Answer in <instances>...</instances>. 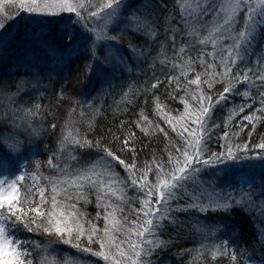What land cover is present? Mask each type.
I'll list each match as a JSON object with an SVG mask.
<instances>
[{
    "label": "snow or ice",
    "instance_id": "obj_1",
    "mask_svg": "<svg viewBox=\"0 0 264 264\" xmlns=\"http://www.w3.org/2000/svg\"><path fill=\"white\" fill-rule=\"evenodd\" d=\"M175 6L181 14L179 24L175 23L174 16L162 18L159 15L160 0H18L14 5L16 17L5 15L0 19V101L7 100L6 107H0V170L15 177L0 179V253L9 249L5 264H33L27 259L31 254L20 250L24 248V242L8 240L10 230L15 232L21 226L29 232L47 234V242L42 248L33 245V251L39 256L37 264H60L49 255L50 250L55 251L60 245H70L80 253L91 254L104 264H158L153 257L175 243L176 238L166 231V222L176 223L172 219L176 213L212 211L224 216H231L233 212L251 215L249 209L259 208V216L264 217V199L257 204L250 194L258 188L260 197L264 198V138L254 147L248 143L233 144L229 137L236 139L239 133L225 131L223 151L207 149L212 132L209 122L217 105L224 106L228 94L242 95L256 103L251 91L241 92L239 86L254 89L261 106L256 109L261 115L244 117L252 124L249 138L256 131V123L264 124V0H175ZM22 13L47 22L26 23L13 31ZM208 15L212 16L211 22L202 19ZM132 25H135L134 34L143 32L153 44H158L161 55L170 47L172 69H179V76L165 77L168 86L175 84V87L171 92L166 89L163 98L173 100L176 97L172 93L182 90L180 99L184 112L173 117L171 109L164 110L162 98L156 94L157 85L164 82L157 79L150 88L142 89L146 96L151 94L153 120H149L141 109L138 119L121 120L115 131L107 129L106 135L99 138L92 121L88 122L83 134L76 130L77 134L73 135L71 129L66 133L62 129L57 148L47 160L49 167L60 173L58 177L45 178L51 185V196H46L47 189L41 186L35 173L29 176L33 181L31 186L22 184L27 164L21 162L30 161L37 154L33 141L41 133L46 134L43 126L38 127L34 120L42 110L41 105L32 104L25 98V85L35 87L33 82L47 79L49 85L55 84L63 93L67 92L73 78L79 83L80 76H87L88 84L97 91V97L93 99L99 98L112 87L117 74L127 69L125 53L143 58L151 53L150 48L140 50L125 35L133 31ZM125 39L128 40L127 47L119 43ZM258 43L262 51L254 64L248 66ZM207 45H211V52L205 50ZM186 50H198L195 59L191 56L185 59ZM206 57H211V62ZM161 63H168L167 58ZM197 67L203 71H196ZM190 73L194 74V79L188 78ZM217 85L222 91H216ZM189 99L197 105L195 110L190 111ZM75 103L83 106L85 102L77 100ZM92 106L88 101L87 107L91 109ZM237 108L244 111V106L230 109L229 122L237 114ZM43 111L47 114L51 108ZM55 118L53 113L52 119ZM185 120L195 127L190 130L188 123L183 122ZM70 123L66 122L64 127L68 128ZM160 123H166L176 131L182 143L173 142ZM50 127L55 130L57 125L50 123ZM245 127L242 122L240 131ZM137 130L141 136H137ZM88 133L92 134V139L87 138ZM156 133H163L168 139L164 155L151 153L150 159L138 166L135 145L143 142L142 137H153ZM106 144L113 147H106ZM71 145L75 150L84 149L85 155L95 159L86 161L84 167L71 169L69 162L80 163L77 156L68 151ZM65 152L69 162L63 161ZM117 152L127 154L130 162L126 163ZM54 159L58 161L55 164ZM220 165L223 167H218ZM121 166L127 174L123 178L115 171ZM39 167L40 161H36V168ZM205 169H211V180L202 179ZM150 174L153 180H149ZM228 176L232 179L225 182L241 187L239 197L233 193L228 197L219 193L214 196L212 193L219 181ZM104 178H107V186ZM244 187L248 192L242 190ZM128 188L136 190L134 197L126 196ZM93 189L97 206L103 211L102 228L87 220L75 204L67 203L73 200L89 203L88 196ZM107 192L121 202H139V208L130 210L136 217L131 220V226L126 216L117 219V213L124 210L111 203ZM60 194H63V200L57 199ZM181 200L185 204L181 205ZM100 216L97 213L95 219L99 220ZM194 227L202 236L201 246L195 250L185 249V254L195 252L201 257L209 252L210 264L224 256L229 258V264H264V236L257 235L245 243L241 240L242 233L227 220L213 225L198 221ZM209 237L221 242L206 243ZM13 243L19 245L15 250L11 249ZM82 244L86 246L81 247ZM242 244L245 248L240 252ZM93 246L98 250L93 251ZM238 252L243 259H238ZM65 264L69 262L65 261ZM71 264L81 262L75 260Z\"/></svg>",
    "mask_w": 264,
    "mask_h": 264
},
{
    "label": "trees",
    "instance_id": "obj_2",
    "mask_svg": "<svg viewBox=\"0 0 264 264\" xmlns=\"http://www.w3.org/2000/svg\"><path fill=\"white\" fill-rule=\"evenodd\" d=\"M18 2V0H0V19H4L5 15L9 17H16V8L14 5ZM160 9H158L159 15L163 17L174 16L175 23H180V10L175 6V0H160ZM31 14L22 13L21 17L17 18L15 25L13 26V31L21 29L26 23L30 24H38V23H46L42 18H32ZM30 17V18H26ZM206 22L212 21V16L208 15L202 18ZM161 31L163 30V19L160 21ZM133 31L126 33L125 35L130 37L135 45L140 47V50L145 48H150L151 53L147 58L140 57L139 55H131L125 53V56L128 59V67L122 73H118L117 77L112 82V87L108 88L106 93L100 94L99 98L93 99L97 97V91L93 90V87L88 84L87 76H80L79 83H77L76 79L73 78L71 80L70 87L67 92H63L55 85H49V81L47 79L33 82V84L25 85L24 91L27 93L25 96L26 99H30L32 104H40L41 112L37 115L34 120L37 123V126H43L46 134L41 133V135L36 136L33 143L35 144L36 155L30 158V161H22V164H27L26 169H24L26 175L25 180L22 181V184L31 186L33 181L29 178L30 174L35 173L39 178L41 186L47 189L46 196H51V185L48 184V181L45 179L46 177H58L60 173H58L55 169L50 168L47 164V160L52 157L53 151L56 150L58 141L61 138L62 129L66 133L69 129L73 131V135H76V130L79 133H85L88 122L92 121L95 125V135L97 138L100 136L106 135L107 129H113L115 131L120 124V121L123 120L125 122H131L139 118V113L141 109L148 115L149 120H153L154 112H153V104L151 94L145 95L142 91L144 88H150V85L155 83L157 79L163 81L157 85L156 94L161 96L162 98V106L165 111L171 109L170 115L173 117H179L184 112V104L180 99L183 96V91L173 92L172 95L176 98L173 100H165L163 97L167 92H171V89L175 87V84L168 86L165 77L167 76H179V69H172V60L171 57L173 53L169 49L165 51L163 55L160 54V47L158 44H153L148 36H146L143 32L139 34H134L135 25L131 26ZM112 35H116V33H112ZM163 39V37H160ZM187 37L185 38V42H187ZM121 45L127 47L128 40L125 39L123 41H119ZM181 43L180 36H177V47H179ZM205 50L208 52L212 51L211 45L205 46ZM262 51L261 44H257L254 50V54L250 57L248 66H252L256 60L257 55H259ZM198 54V50H186L185 59L188 56H191L193 59ZM167 58L168 63H161L162 59ZM206 59L211 62V57H206ZM181 61H176V63H180ZM243 67V65H241ZM73 70H75V65H73ZM220 70V69H218ZM196 71H203L200 67L196 68ZM73 77H75V71H73ZM189 79H194V74H189ZM68 83V81H65ZM181 87H183V78H181ZM194 87V86H193ZM240 91H251V95L256 97V103H253L252 100L248 97H243L242 95L236 94H228L227 101L224 106L221 107L217 105V109L213 112L212 120L209 122V128H212V132L210 134V139L207 140V149L210 152H218L223 151V145L225 141L222 139L225 131L232 133H239L238 138L233 139L231 136L229 140L233 144H241L248 143L250 147H254L256 144L261 142V139L264 138V124L256 123V131L251 133V138H249V133L251 132L252 124L249 121L244 120L246 115L255 114L256 116L261 115V113L256 112V109L260 108L259 104V96L254 89H248L245 86H239ZM131 89V91H130ZM216 91H222L220 85L216 86ZM127 94V95H126ZM212 94V93H208ZM64 98H61V97ZM77 100L84 101L83 106H78L75 102ZM148 101L146 104L145 101ZM92 102V108L87 107V102ZM189 104L192 105L190 111L195 110L197 105L189 99ZM248 104H251V108L247 107ZM7 100L0 101V107H6ZM235 106H244V111L240 112L237 108V114L232 118L231 122L228 121V116L230 114L229 110L234 108ZM51 108V111L45 114L43 109ZM75 108L73 112L72 109ZM83 112V115H81ZM55 114V120L52 119V114ZM71 122L68 128H65L66 122ZM19 122V121H18ZM159 122V121H154ZM184 123H188V126L191 128L195 127L194 124L183 121ZM243 122L246 127L241 132V123ZM50 123H55L57 125L56 129L53 130L50 127ZM214 125H219L218 128L214 127ZM160 127L164 128L165 131L168 132L169 137L173 142L179 144L182 143L179 137L177 136V132L173 131L166 123H160ZM179 128V124L177 125ZM55 133V134H53ZM118 134V133H117ZM137 136H141L139 131L137 130ZM88 139H92L93 136L91 133L87 135ZM142 143L135 145L137 147V164L138 166L142 164V162L146 159H150L151 153H157L161 156L164 155L163 149L164 146L168 143V139L163 136V133H156L153 137L144 136L142 137ZM106 147H113L111 144H106ZM118 147V145L116 146ZM51 149V151L49 150ZM115 150V148L113 149ZM68 151H71L73 155H76L77 158L82 161L94 160V156H87L84 154V149L75 150V146L71 145L68 148ZM95 151V150H92ZM117 155L121 156V159H124L126 163L130 162L127 154H121L117 152ZM63 161L69 162L67 159V152L62 154ZM36 161H40L39 169L36 168ZM56 159L53 160V163H57ZM71 169H76L80 167H84L85 164H76L75 162H69ZM63 162L60 163V167L63 168ZM218 167H223L222 165ZM115 171L119 173L120 177H126V172L123 170L122 166L115 168ZM205 176L202 179H212V171L211 169H205ZM20 173H16V175ZM71 174V173H69ZM7 176H13L11 173L6 172ZM14 177V176H13ZM105 179V183L107 186V178ZM232 177H225L223 180L219 181L218 186L212 194L215 196L217 193L223 195L224 197H228L229 193H233L237 197H239L241 193L240 186H232L230 183L225 181H231ZM149 180H153V176L149 175ZM111 187L115 188L116 185H111ZM191 190V189H190ZM244 192H248V189L244 187L242 189ZM211 191V190H210ZM23 192V189H21ZM260 190L257 188L254 192L250 193L253 195L254 199L257 201V204L260 203L261 198L259 195ZM117 195H120L117 192ZM136 195V190L133 188L126 189L127 197H134ZM39 199V197H36ZM107 198L113 204H117L120 208H123L122 213H117V219H122L123 217H127L129 221V226H131L130 222L133 219H136L134 214H130V210L132 208H139V202H121L117 199V196H113L111 192H107ZM58 200H63V194H60L57 197ZM89 203L85 204L83 201L77 203L76 201H67V203L75 204L76 208H78L81 212H83L87 218V220L95 223L98 227H103V211L100 207L97 206L95 199V190L93 189L88 196ZM181 205L185 204L184 200L179 202ZM175 206V205H174ZM251 215L241 214L240 212H233L231 216H224L220 212H212L201 214L199 212H179L174 214L172 219L176 221V223H167L166 222V231L172 237H175V243L173 246H169L163 251H160L157 256L153 257L154 261H158V264H210L211 256L209 252H205V254L201 257H197L195 252L190 254H185V249H200L202 236L196 231L194 225L197 224L198 221H203L205 225H213L217 224L220 221L227 220L231 224L235 225L236 228L242 233L241 240L245 243L248 240L255 238L257 235L264 236V217L259 216V208L257 209H249L248 210ZM97 213H100V219H95ZM88 225L86 224L85 227ZM119 235V234H118ZM10 238L13 241L24 242V248H21V251L26 250L31 255L27 257L33 261V264H37L39 260V256L37 252L33 251V245H39L41 248L47 242V234H42L40 232H29L21 226V228L15 232L10 230L9 233ZM122 238V237H121ZM167 239V235L165 236ZM227 239V237H224ZM206 243H216L219 244L221 241L219 239H214L213 237H209ZM86 245L82 244L81 247H85ZM14 248H18V243H13ZM235 247V246H233ZM245 248V244L241 245L240 252H243ZM98 250L96 246H93V251ZM38 251V250H37ZM248 251H251L249 248ZM240 252H238V259H243L240 256ZM50 256H54L60 264H65V261L71 264L72 261L79 260L81 264H104L102 260L97 257H93L88 253H80L79 250L73 248L70 245H60L55 249V251H49ZM195 257V260H194ZM215 264H229V258L217 257Z\"/></svg>",
    "mask_w": 264,
    "mask_h": 264
},
{
    "label": "rangeland",
    "instance_id": "obj_3",
    "mask_svg": "<svg viewBox=\"0 0 264 264\" xmlns=\"http://www.w3.org/2000/svg\"><path fill=\"white\" fill-rule=\"evenodd\" d=\"M26 18H30V17H26ZM46 21V20H44ZM81 163V162H80ZM81 164H85V161H82ZM80 165V164H79ZM18 175V174H17ZM6 177V172L0 170V179H4ZM7 178L9 180L14 179L15 177L13 176H7ZM6 186V185H5ZM8 240L9 241H13L10 236H8ZM11 249L15 250L16 248L13 247V244H11ZM9 251V249H5L3 253H0V264H5V255L7 254V252Z\"/></svg>",
    "mask_w": 264,
    "mask_h": 264
}]
</instances>
